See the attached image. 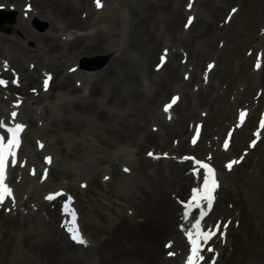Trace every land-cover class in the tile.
Wrapping results in <instances>:
<instances>
[{
    "label": "rangeland",
    "instance_id": "1",
    "mask_svg": "<svg viewBox=\"0 0 264 264\" xmlns=\"http://www.w3.org/2000/svg\"><path fill=\"white\" fill-rule=\"evenodd\" d=\"M103 1L98 9L90 0L97 21L80 30H62L55 20L31 16L25 12L31 2L6 9L12 24L25 20L39 32L49 29L62 45L78 35L77 43L89 37L87 43L94 45L78 56L57 40V50L49 51L42 36L33 35L26 46L38 44V52L24 51L21 57L25 69L37 70L38 80L2 92L3 108L23 99L18 117L29 127L25 143L31 165L11 171L15 194L0 202V264H43L28 239L55 241L59 236L56 204L45 197L49 189L60 188L77 198L93 244L69 245L64 257L69 264H125L119 253L111 255L119 242L124 249L133 243L142 250L160 247L159 264H189L190 250L177 228L180 202L200 186L204 170H197V178L190 161L182 160L185 154L208 160L218 180L205 227L219 221V232L211 239V256L199 264H264V0ZM142 40L156 43L150 60ZM13 44L0 37V67L3 50L17 56ZM96 45L112 48L114 55ZM89 56L93 63L105 57L97 72L85 74L80 65ZM162 57L166 62L160 66ZM115 66L121 71L116 92L118 79L105 76ZM45 71L55 75L52 87L32 93L42 86ZM64 80L80 91L65 92ZM23 90L30 97L24 99ZM65 117L73 121L55 122ZM36 137L45 151L36 150ZM151 151L159 158H152ZM46 154L52 156L51 166L44 163ZM32 166L41 171L31 175ZM44 201L57 211L56 220L44 210ZM165 226L170 230L164 232ZM133 260L145 264L148 257L143 253Z\"/></svg>",
    "mask_w": 264,
    "mask_h": 264
},
{
    "label": "bare ground",
    "instance_id": "2",
    "mask_svg": "<svg viewBox=\"0 0 264 264\" xmlns=\"http://www.w3.org/2000/svg\"><path fill=\"white\" fill-rule=\"evenodd\" d=\"M29 2H31V5H32V10L30 11L31 16H33V17L38 16V17H41L43 19L48 20L49 22L51 20H55L61 24L62 30H64V29L65 30H72V29L80 30L83 28L90 27L93 23H95L97 21V19L94 18V15H95L94 10L95 9L92 8V6L90 4V0H0V5L5 6V9L0 11V37H4L9 44L14 43L13 45H11L13 48L12 52L17 54V56L15 58H12L11 55L7 54V50H3V52H1V54H3L4 56H2V55L1 56L5 57V59H4L3 66L0 67V70H3V72L8 77H12V78L20 70L22 73V76L24 77L22 79L23 85L21 86V88H25L30 83H35L39 77V73L37 72V70L31 71L30 69H25V67H24L26 58L21 57L22 52L25 51L28 54L31 52H38V44H35L34 48H29L28 46H26L27 39L30 37H33V35L42 36L43 41L46 43L47 47L49 48V51L57 50L58 46L56 45V40H57V44L58 43L61 44L60 42H58V37L54 34H51L49 29L45 32H39V31L35 30L33 27H30L25 20H21V25L12 24L8 20V18L6 16V13L8 12V11H6L7 8L10 7L9 10L12 8L13 9L23 8L25 6V4L29 3ZM112 2L113 1H110L109 4ZM178 2L182 4L183 0H178ZM22 11L24 12L23 9H22ZM26 11L27 10L25 9V12ZM182 13H183V9H182ZM182 13L180 11L179 17L182 15ZM140 26L144 28V24H143L142 19L140 21ZM3 32H6L7 34H5ZM10 33H13V34L10 35ZM15 33H19V34H21V36H17V35H15ZM78 37H79V35L76 36L72 40H68L64 45L61 44L62 47H64L66 49V51L68 50V53H75L74 55H78V56L83 52L89 53L88 50L92 49L94 44L93 43H87V39L89 37H86L84 40L77 43ZM31 39L34 40V38H31ZM142 43H143L144 47H147L144 51V54L147 56V60H150L151 58H153V54L155 51L154 45L156 43L154 41L153 44L151 45L149 40H147V41L142 40ZM100 44H101V42H99V45ZM149 44L151 45V47H148ZM96 49L98 51H103L109 57L113 56L114 52H115L112 48H109L108 46H107V48H103V47H98L96 45ZM119 61H120V59L115 60L116 64ZM7 63H9V64H7ZM11 64H14L16 67H19V70L14 65L12 66ZM39 66H40V63H39ZM178 67L181 68L182 64H179ZM96 68L98 69V67H96L95 65L86 63L84 68H83L84 69L83 72L85 74L97 72L98 70ZM113 68L115 69V72L114 71H108V72H106L105 76H107L108 74H111L114 78L116 77L118 79V77L121 76V71H119L116 66ZM175 71H176V68H173V70H172L173 75H175ZM78 73H81V70ZM0 75H1V77L4 76L6 79V81L3 80L6 83L1 84V85H3V86L11 85V87H10L11 90L18 89V88L12 87L14 82L12 80H9L10 78H8L6 75H4L2 73ZM114 78H112V80H111L112 82L114 81ZM1 80H2V78H1ZM8 81H9V84H8ZM114 85H115L114 92H116L119 90V87H120L119 79ZM61 88L65 92H70V93H75V92L80 91L79 87L71 88V82L68 80H64L62 82ZM10 89H9V91L11 92ZM98 90H99V88H97V91ZM1 91L3 92L4 89L2 88ZM111 91L113 93L112 88H111ZM95 92H96V90H95ZM20 94H21V96H23L24 99H27L28 97H30L29 92H27L26 90L20 91ZM17 100H20V99H16V101ZM0 107L3 108V105H1ZM73 108L78 110L79 106L75 105ZM22 116H24V115H22ZM66 121L72 122L73 120H72V118H69V117L59 118V119L55 120L56 123L61 122V125H65L64 122H66ZM183 145H186V143H183ZM205 175L208 176L207 173ZM187 178L189 179L188 175H187ZM41 188H42V186H38L39 191ZM204 195H205V191H204ZM212 199L214 200V203H215V200H217V196H216V193L214 191L212 193ZM42 204L45 208L44 210H46L47 213L51 214L53 221L56 220V218H57V211L59 213V219L62 218V216H63L62 209H59L56 207V205H54L53 208L56 209L57 211L56 210L53 211V208H51V206L48 207V205L46 204L45 201ZM78 209L81 213L80 208H78ZM201 210L202 211L200 213V216H202V213L206 214L209 212V209L206 206L201 207ZM39 215H41V212H39ZM81 215H82V213H81ZM41 217H42V215H41ZM198 219L200 220V224H199L198 229H201V230L197 231V232H199L201 234H206V233H209L213 229L212 228L210 230H206V228H204L205 220L201 219V217H199ZM81 221L83 222L82 217H81ZM70 228H73V227H70ZM167 230H170L169 226H165L164 232ZM171 230H173L172 233L174 235L178 234V231H175L173 226H171ZM79 231L82 234L84 239H87L88 241L91 240V238L88 234L83 233L81 230H79ZM197 232H195V234H194V236L196 238H197V236H196ZM56 235H59V236L55 237V241L45 239L44 241L39 242L37 240L32 241V239H28L29 245H30L29 248H33V250L36 251L39 259H41V262L43 264H69L68 261L64 257L66 256V254H70V252H71L69 245L74 247L73 246L74 244L72 241H71L72 242L71 243L70 241L66 240L67 239L65 236L66 234L62 230H60V228L56 229ZM127 235H128V237L133 238L132 234L130 235L128 233ZM204 239L205 238L203 235L199 236V238H198L199 246L201 244V241H203ZM91 245H93V244H91ZM25 246H27L26 242H25ZM76 247L77 248H79V247L83 248L82 245H76ZM124 247H125L124 244L121 242L115 244L111 255L114 256L116 253H119V255L122 256L126 260L125 264H127V263L132 264V260L137 259V257L140 260L141 255L143 253H146L147 257H148V260L146 262H144L145 264H159L158 261L160 259V256L163 254V250L160 247H155V246L150 247V248L145 249V250H142L135 243H133L131 247L129 245H127L126 249H124ZM87 249H89V248H87ZM139 263H140V261H139Z\"/></svg>",
    "mask_w": 264,
    "mask_h": 264
},
{
    "label": "snow or ice",
    "instance_id": "3",
    "mask_svg": "<svg viewBox=\"0 0 264 264\" xmlns=\"http://www.w3.org/2000/svg\"><path fill=\"white\" fill-rule=\"evenodd\" d=\"M97 6L100 7L102 6L100 3V0H96ZM6 82L3 80H0V84H5ZM45 85H47V81H45ZM173 102H175V98L173 100ZM170 107V105L166 106V109ZM16 113L13 112L12 116L15 117ZM3 126V121H0V127ZM23 125L22 124H17L14 128H8L7 131L9 133L12 134L11 139L8 140V152L11 154V148L15 147L18 145L19 140H18V133L21 132L23 130ZM4 156H5V145L3 143L2 137H0V202H2L5 198V194L10 195L11 194V189L7 187V185L4 183L5 181V160H4ZM205 168L209 169V174L208 176L205 177L204 179V191H205V198L208 200V204L209 206H211V200H212V193L215 190V187L217 186V182L212 174V170L209 168L208 165H204ZM228 167H231V164L228 165ZM56 195H59V193H57ZM53 195H49L47 197V199H53ZM195 199V197H194ZM73 215H75V213H73ZM203 215V213H202ZM199 224L200 221L197 220L196 224L193 226L194 229H198L199 228ZM69 232L71 233V238L74 241H77L79 243H85V240L82 236V234L80 233L78 228H69L68 229ZM190 239H192V234L190 233ZM200 235H203L205 239L210 238V236L212 235L211 233H206V234H201L199 232L196 233L197 238H199ZM193 253L195 254L197 251V248L195 247L196 244V240L193 239ZM171 255V253H170ZM192 258H189V262L191 264Z\"/></svg>",
    "mask_w": 264,
    "mask_h": 264
}]
</instances>
